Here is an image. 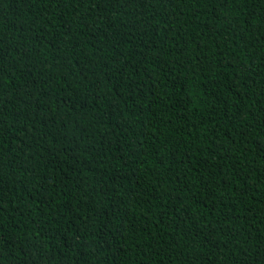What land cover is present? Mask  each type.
Here are the masks:
<instances>
[{
    "label": "trees",
    "instance_id": "16d2710c",
    "mask_svg": "<svg viewBox=\"0 0 264 264\" xmlns=\"http://www.w3.org/2000/svg\"><path fill=\"white\" fill-rule=\"evenodd\" d=\"M0 264H264V0H0Z\"/></svg>",
    "mask_w": 264,
    "mask_h": 264
}]
</instances>
